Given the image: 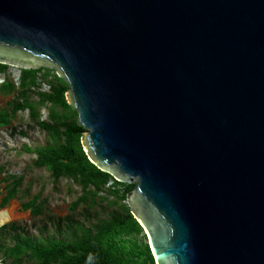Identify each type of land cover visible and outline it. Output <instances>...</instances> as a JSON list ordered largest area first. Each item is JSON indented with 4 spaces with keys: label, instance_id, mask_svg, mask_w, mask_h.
<instances>
[{
    "label": "water",
    "instance_id": "1",
    "mask_svg": "<svg viewBox=\"0 0 264 264\" xmlns=\"http://www.w3.org/2000/svg\"><path fill=\"white\" fill-rule=\"evenodd\" d=\"M0 64L68 84L156 264H264V0H0Z\"/></svg>",
    "mask_w": 264,
    "mask_h": 264
},
{
    "label": "trees",
    "instance_id": "2",
    "mask_svg": "<svg viewBox=\"0 0 264 264\" xmlns=\"http://www.w3.org/2000/svg\"><path fill=\"white\" fill-rule=\"evenodd\" d=\"M8 68L0 64V73L5 74ZM51 76L54 81L51 91L38 90V99H32V93ZM67 90L68 84L50 69L22 70L19 86L5 79L0 83V92L5 95L17 92V96L7 108H0V128L10 126L18 112L29 111L31 120L48 132L50 141L44 146L25 145L22 152L35 154L32 166L47 169L55 182L70 179L80 187L81 195L71 211L80 206L94 209L105 202L117 209L90 224L68 218V234L64 237L39 239L13 224L10 242L0 233V260L3 264H156L148 238L126 204L135 183L115 180L88 159L81 144L86 130L78 120L77 111L66 100ZM44 108L49 109L47 120L42 118ZM3 170L0 167V174ZM23 180L15 175L0 180V185L5 183L4 188L0 187V195L5 191L1 208L18 196ZM39 199L40 194L22 203V209L31 210L35 216L42 215L44 204L38 203Z\"/></svg>",
    "mask_w": 264,
    "mask_h": 264
},
{
    "label": "rangeland",
    "instance_id": "3",
    "mask_svg": "<svg viewBox=\"0 0 264 264\" xmlns=\"http://www.w3.org/2000/svg\"><path fill=\"white\" fill-rule=\"evenodd\" d=\"M16 71L8 68L5 74L0 73V83L5 79L14 82L16 86L20 84V77L16 78ZM42 73L39 74L41 77ZM21 76V75H20ZM53 77L40 85L32 93V99L37 100V91L50 92ZM17 96V92L5 95L0 92V108H7L8 104ZM43 120H47L49 109L41 111ZM50 141L48 132L36 125L30 118L29 111H20L11 122L10 126L0 128V167L4 170L0 174V180L6 175L23 177V185L20 193L12 199L6 207L0 211L15 207V217L0 226V233L6 242L11 241L14 233L10 227L16 224L24 228L25 232L33 237L44 239L49 236L64 237L68 234V218L83 224H90L99 218H105L117 209L111 207L107 202L94 209L80 206L71 211L72 204L81 195V189L70 179H60L55 182L50 172L44 168L32 166L36 155L22 152L25 145L30 147L44 146ZM5 187V183L0 185ZM40 194L38 203L43 202L44 212L42 215L35 216L31 210H23L22 203L30 202L35 196ZM5 195L2 190L1 199ZM5 228V230H2ZM7 264H12L8 262Z\"/></svg>",
    "mask_w": 264,
    "mask_h": 264
},
{
    "label": "bare ground",
    "instance_id": "4",
    "mask_svg": "<svg viewBox=\"0 0 264 264\" xmlns=\"http://www.w3.org/2000/svg\"><path fill=\"white\" fill-rule=\"evenodd\" d=\"M15 207L0 211V226L7 221L12 220L16 215L14 213Z\"/></svg>",
    "mask_w": 264,
    "mask_h": 264
}]
</instances>
